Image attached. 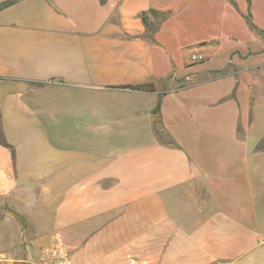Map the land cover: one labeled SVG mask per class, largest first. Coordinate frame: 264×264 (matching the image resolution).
Instances as JSON below:
<instances>
[{
  "label": "crops",
  "instance_id": "crops-1",
  "mask_svg": "<svg viewBox=\"0 0 264 264\" xmlns=\"http://www.w3.org/2000/svg\"><path fill=\"white\" fill-rule=\"evenodd\" d=\"M10 1L0 264H264V0Z\"/></svg>",
  "mask_w": 264,
  "mask_h": 264
},
{
  "label": "built area",
  "instance_id": "built-area-1",
  "mask_svg": "<svg viewBox=\"0 0 264 264\" xmlns=\"http://www.w3.org/2000/svg\"><path fill=\"white\" fill-rule=\"evenodd\" d=\"M36 264H73L59 233H54L51 244L41 249Z\"/></svg>",
  "mask_w": 264,
  "mask_h": 264
},
{
  "label": "rangeland",
  "instance_id": "rangeland-1",
  "mask_svg": "<svg viewBox=\"0 0 264 264\" xmlns=\"http://www.w3.org/2000/svg\"><path fill=\"white\" fill-rule=\"evenodd\" d=\"M44 128L46 129V131H48L50 133H55L57 126L56 125H46V126H44ZM129 134H130L129 140L126 143L122 142L123 147L126 145L127 147L132 148L135 146L142 145V143H144V141L138 140V137L140 136V132L138 133V126H130V133ZM115 145H117V142H113V147Z\"/></svg>",
  "mask_w": 264,
  "mask_h": 264
},
{
  "label": "trees",
  "instance_id": "trees-1",
  "mask_svg": "<svg viewBox=\"0 0 264 264\" xmlns=\"http://www.w3.org/2000/svg\"><path fill=\"white\" fill-rule=\"evenodd\" d=\"M12 2H13V1H10V2H7V3H4V4L0 5V8H1V6H5V5L10 4V3H12ZM0 143H1L2 145H4V146H9V145L4 141L1 132H0Z\"/></svg>",
  "mask_w": 264,
  "mask_h": 264
}]
</instances>
